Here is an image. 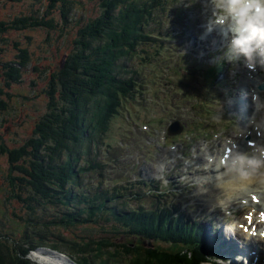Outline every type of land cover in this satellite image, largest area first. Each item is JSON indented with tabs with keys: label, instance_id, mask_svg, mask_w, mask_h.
<instances>
[{
	"label": "trees",
	"instance_id": "16d2710c",
	"mask_svg": "<svg viewBox=\"0 0 264 264\" xmlns=\"http://www.w3.org/2000/svg\"><path fill=\"white\" fill-rule=\"evenodd\" d=\"M6 1L24 2L25 11L9 22L0 21V30L30 25L63 28L74 20L75 0ZM87 1L97 6V14L81 31L84 49L50 74L49 108L42 111L25 141L12 139L10 144L0 137V152L6 153L12 171L1 185L0 264H34L28 254L40 246L85 259L81 264H119L116 258L123 257V264H200L205 251L194 239V227L176 214L173 204L161 202V185L152 179L120 187L107 184L97 161L107 139L100 140L96 125L108 127L121 110L127 121L135 119L127 107L121 109L127 97L116 88L109 93L108 85L117 83L116 75L123 69L121 64L120 71L115 69L114 60L122 53L116 52L117 46L128 43L125 49L133 61H139L137 78L141 66L157 57L159 63L168 59L173 55L170 43L176 39L172 26L181 27L186 21V1ZM104 40L110 49L98 46ZM17 49L21 52L23 47ZM6 64V75L17 80L24 60ZM217 68L208 67L205 75L217 73ZM10 83L0 77V113L12 109L11 93L3 89ZM208 97L212 99L211 94ZM107 98H116L118 104ZM105 147L101 160L110 156L111 148ZM127 186L138 189L129 192L138 196L136 200L128 196ZM11 223L15 226L9 227Z\"/></svg>",
	"mask_w": 264,
	"mask_h": 264
},
{
	"label": "rangeland",
	"instance_id": "374dc122",
	"mask_svg": "<svg viewBox=\"0 0 264 264\" xmlns=\"http://www.w3.org/2000/svg\"><path fill=\"white\" fill-rule=\"evenodd\" d=\"M25 5L24 2L0 0V21L9 22L16 15H20L25 11ZM72 7L74 20L68 22L63 28L30 25L20 29L9 27V29L0 30V77L11 82L9 86L6 85L3 89L11 93L13 101L9 113H0V137H3L6 143L11 144L12 139L26 140V136L33 131L42 111L49 108V92L53 84L50 74L58 70L61 64L66 63L65 61L72 57L75 51L84 49L83 42L85 39L81 36V31L90 24V20H94L93 18L97 14V6L95 7L93 2L87 0H75ZM196 10H199L198 18H196L198 15ZM187 12L189 13V26L193 28L195 35L199 36L202 33L199 25L203 27L204 20L201 14V0L191 4ZM167 16L170 17L169 13ZM187 28L188 26L182 27V30ZM211 35L216 34L211 33ZM183 38L185 37L182 36L180 40H175V43L180 42V44H170L173 55L169 56L168 59H163L159 63L157 57L145 66H141L139 68L141 73L138 78L135 67L139 66V61L138 59L133 61L129 51L125 49L128 43L122 44L125 52L123 48H120L122 45H115L117 46L116 52L120 49L123 53L115 58V69L120 71V64L123 69H121L122 75L120 74L119 77L116 75L117 83L112 82L108 85L109 93L113 94L111 88H116L119 90L118 92H121V95L126 96L128 102H123L121 109L127 107L135 119L131 118L132 120L127 121L124 118V110H121L122 113L113 118L108 127L102 123L96 125L100 140L107 139L106 143H101L97 161L100 165L99 171H103V177L107 178L106 183L119 187L128 185L140 176L145 179L149 178L148 174L152 175L157 172L155 171L156 166L162 162V168L159 170L161 174L157 177L164 184L161 186L162 189L171 188V192L174 193L163 196V200L167 203L176 200V204H181L182 209L187 208V212H191L193 217L199 215V218L205 216L208 220L217 219L220 225L224 222L222 219L225 215L230 214L237 219L244 215L246 207L240 202L246 200L242 199L241 196L236 198L234 196L237 194H234L223 211H209L208 206L212 202L211 197L196 194L195 188L199 184L193 179L196 176L194 172L195 170H198L199 173L205 171L201 159L206 160L209 156L205 153L202 156L200 150L202 145L207 144L209 146V153L215 154L219 150L222 152L223 146L227 145L226 142L235 135L242 134L245 126L242 129L237 118L228 122L218 116V113L222 115L228 113L225 94H221L220 104L216 101L215 106H210L208 98L203 97L204 93L206 96L211 94V89L206 87L208 84L200 79H195L191 73H187L186 69L188 66L197 63L195 59L184 62L185 65L182 63L181 67H178L177 52H191L192 57L198 53V57L201 58L205 56L202 49L208 48V45H202L200 48L186 49L185 41L181 43ZM100 45L107 48L105 40L98 42V46ZM20 47H23L21 52L17 49ZM114 47L112 49L115 51ZM126 48L128 49V47ZM214 53L220 57L222 50L212 51V54ZM11 59H23L25 63L20 68L17 80L10 78L5 73L9 72L6 61ZM198 63L201 66L205 65L201 64L200 61ZM223 73L228 81L229 74L232 73L233 75L236 71L232 68H228L227 71V68L224 67ZM125 79H132L136 84H125L127 81ZM221 80L224 81V78ZM53 94H57V91H53ZM22 95L27 96L23 97ZM131 98L133 100H129ZM115 99L107 98V101L112 105L118 104ZM174 122L179 124L181 128L179 131L169 132ZM106 132L108 133L104 136ZM84 144L81 146L84 147ZM106 145L111 148L110 156L107 160L105 158L101 160L100 157H104L102 151L107 148ZM196 152H201L199 153L201 159L197 161ZM5 154L0 152V202L3 199L1 185L6 182L4 178L7 179L8 170L10 171ZM82 165L84 164L82 163ZM143 169H145L144 172ZM146 170H152L153 173L150 171L145 174ZM127 180L128 182H125ZM168 180L169 183L165 184ZM157 185L161 184L158 182ZM136 187L127 186L126 188L128 196L135 198L134 200L138 196L129 195V192L138 191V187ZM175 188L179 190H175ZM180 190L182 193H178ZM1 213L2 208L0 206V215ZM213 222L214 228H218L217 221L213 220ZM12 226L15 224L9 225V227ZM119 238H123V236L119 235ZM145 243L152 246L149 240H145ZM161 245L167 246L164 243ZM38 249L39 251L29 253L34 260L33 263L53 264L40 254L47 253L48 247L40 246ZM63 254L73 264H81L80 262L85 261L83 258L73 259L70 255L69 257L67 254ZM95 257L97 258V255ZM123 258H116V260L123 264ZM140 264L142 263L140 262Z\"/></svg>",
	"mask_w": 264,
	"mask_h": 264
},
{
	"label": "clouds",
	"instance_id": "9594fccd",
	"mask_svg": "<svg viewBox=\"0 0 264 264\" xmlns=\"http://www.w3.org/2000/svg\"><path fill=\"white\" fill-rule=\"evenodd\" d=\"M196 2L187 0L186 6ZM201 14L203 35L215 33L226 41L220 60L264 69V0H201ZM252 99L257 111L264 110V100L256 94ZM254 179H264V147H256L250 154L233 151L223 171L195 190L197 195L211 197L209 211H223L232 196L246 190Z\"/></svg>",
	"mask_w": 264,
	"mask_h": 264
},
{
	"label": "bare ground",
	"instance_id": "6f19581e",
	"mask_svg": "<svg viewBox=\"0 0 264 264\" xmlns=\"http://www.w3.org/2000/svg\"><path fill=\"white\" fill-rule=\"evenodd\" d=\"M215 37V35H212L211 38L214 39ZM213 42H217V46H220V50H223V45L226 43V41L220 43L216 39ZM209 44V39L203 43L205 46ZM237 64L239 65L236 67L237 72L233 75L232 72L228 76V91L232 92L233 95H228L229 97L225 101L229 111H232L233 109L240 113V115H237L235 118H237V121L241 124L242 129H244V126L245 129L242 134H237L233 138H230V140L226 142L227 145L223 146L224 150L222 152L219 150L216 151L215 154L209 153V146H207V144L202 145L203 147L200 149L202 156L203 153L209 156L206 160L200 158L199 153L201 152H196L195 157L198 158L196 161L201 159L203 161V169L206 168L205 171H201L200 173L198 170H195L194 175L196 176L193 177V179L197 181L198 184L209 180V178L214 176L216 173L223 171V166L233 151L250 154L256 147H264V110L257 111L252 99L253 94H256L261 100H264V90L259 89L257 86L259 83L264 82V69L259 66L255 69H248L240 61H237ZM261 69L262 71L259 73ZM231 76L232 78L230 81ZM233 79H235V83ZM244 93L248 96L247 100L249 111L246 112H244V103L247 101L242 98V94ZM238 97H240V99ZM239 100L241 104H239ZM238 105H240V107H238ZM228 147H230V149L226 152ZM162 164V162L159 163L156 168L160 170L162 168ZM236 194L237 195L235 196L233 195L236 198L241 196L242 199L245 197L246 199H255V201L252 200L248 202L247 209L244 210V215H242L237 221L241 230L244 231V235L250 238L253 236L264 237L261 235V233H264V229L257 230L260 223H264V179H254L248 185L246 190ZM254 219L258 220V222L255 223ZM225 236H227V234ZM253 242L254 240H250L247 245H251ZM40 254L53 264H73L65 256H62L54 251L49 250L47 253ZM249 258L251 264H256L257 262H262L264 260V254L258 251H253ZM235 260L238 263H242L244 261L242 258L238 257V255L235 256Z\"/></svg>",
	"mask_w": 264,
	"mask_h": 264
},
{
	"label": "water",
	"instance_id": "95a60500",
	"mask_svg": "<svg viewBox=\"0 0 264 264\" xmlns=\"http://www.w3.org/2000/svg\"><path fill=\"white\" fill-rule=\"evenodd\" d=\"M176 125V126H175ZM180 128H181V126H179V124H177V123H173V125H171V127H170V129H169V132H173V131H179L180 130ZM51 251H54V250H51ZM54 252H56V251H54ZM58 254H60V255H62V256H64L63 254H61V253H59V252H57Z\"/></svg>",
	"mask_w": 264,
	"mask_h": 264
},
{
	"label": "snow or ice",
	"instance_id": "6c2138e0",
	"mask_svg": "<svg viewBox=\"0 0 264 264\" xmlns=\"http://www.w3.org/2000/svg\"><path fill=\"white\" fill-rule=\"evenodd\" d=\"M262 236H264V233H261Z\"/></svg>",
	"mask_w": 264,
	"mask_h": 264
}]
</instances>
